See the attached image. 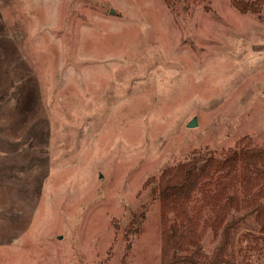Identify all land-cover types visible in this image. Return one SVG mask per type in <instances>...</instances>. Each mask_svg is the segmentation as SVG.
Masks as SVG:
<instances>
[{
    "label": "rangeland",
    "instance_id": "obj_1",
    "mask_svg": "<svg viewBox=\"0 0 264 264\" xmlns=\"http://www.w3.org/2000/svg\"><path fill=\"white\" fill-rule=\"evenodd\" d=\"M247 136L264 147V4L0 0V264H163L154 180ZM229 222L226 258L264 264L256 211Z\"/></svg>",
    "mask_w": 264,
    "mask_h": 264
},
{
    "label": "trees",
    "instance_id": "obj_2",
    "mask_svg": "<svg viewBox=\"0 0 264 264\" xmlns=\"http://www.w3.org/2000/svg\"><path fill=\"white\" fill-rule=\"evenodd\" d=\"M232 4L242 13L260 17L264 0H232ZM154 184L152 196L171 203L170 215L164 218L163 264H236L226 258L234 212L256 211L264 230V147L254 146L248 136L232 149L193 152L164 170ZM141 216L138 224L145 218L144 211ZM210 232H221L222 240L209 257L199 240Z\"/></svg>",
    "mask_w": 264,
    "mask_h": 264
},
{
    "label": "water",
    "instance_id": "obj_3",
    "mask_svg": "<svg viewBox=\"0 0 264 264\" xmlns=\"http://www.w3.org/2000/svg\"><path fill=\"white\" fill-rule=\"evenodd\" d=\"M114 12V11H112ZM197 126V120L195 119L194 121L190 122L189 127L193 128Z\"/></svg>",
    "mask_w": 264,
    "mask_h": 264
}]
</instances>
